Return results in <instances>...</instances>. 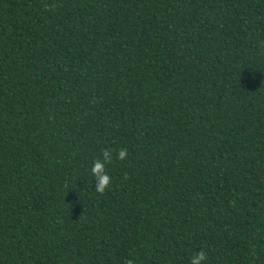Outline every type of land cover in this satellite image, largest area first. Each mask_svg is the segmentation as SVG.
Segmentation results:
<instances>
[{
    "label": "trees",
    "instance_id": "16d2710c",
    "mask_svg": "<svg viewBox=\"0 0 264 264\" xmlns=\"http://www.w3.org/2000/svg\"><path fill=\"white\" fill-rule=\"evenodd\" d=\"M196 251L264 264V0H0V264Z\"/></svg>",
    "mask_w": 264,
    "mask_h": 264
},
{
    "label": "clouds",
    "instance_id": "9594fccd",
    "mask_svg": "<svg viewBox=\"0 0 264 264\" xmlns=\"http://www.w3.org/2000/svg\"><path fill=\"white\" fill-rule=\"evenodd\" d=\"M126 149H120L117 159L124 160L126 158ZM111 153L105 150L102 153V159L95 160L92 163L90 174L92 181H95V191L103 192L110 184V176L105 171V165L111 160ZM206 254L203 251H196L189 257L188 264H205ZM127 264H133V261H127Z\"/></svg>",
    "mask_w": 264,
    "mask_h": 264
}]
</instances>
